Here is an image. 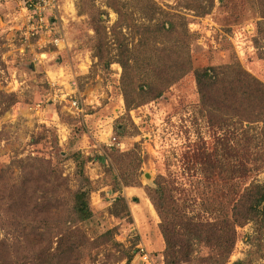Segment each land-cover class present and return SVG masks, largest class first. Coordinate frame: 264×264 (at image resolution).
Returning a JSON list of instances; mask_svg holds the SVG:
<instances>
[{
  "label": "rangeland",
  "instance_id": "374dc122",
  "mask_svg": "<svg viewBox=\"0 0 264 264\" xmlns=\"http://www.w3.org/2000/svg\"><path fill=\"white\" fill-rule=\"evenodd\" d=\"M47 1L39 26L0 0V264H144L140 248L166 264L148 196L160 176L179 234L231 218L239 192L264 184V162L247 179L235 173L194 75L239 62L264 82V9L259 0ZM119 44L127 71L96 57L116 56ZM78 193L93 213L85 222ZM236 230L226 264H264V226ZM191 244L182 264L216 252Z\"/></svg>",
  "mask_w": 264,
  "mask_h": 264
},
{
  "label": "trees",
  "instance_id": "16d2710c",
  "mask_svg": "<svg viewBox=\"0 0 264 264\" xmlns=\"http://www.w3.org/2000/svg\"><path fill=\"white\" fill-rule=\"evenodd\" d=\"M259 1L264 9V0ZM257 27L258 34L264 35V21L259 22ZM160 28L171 32L174 25L163 22ZM255 43L258 45L259 39H255ZM104 45V40L100 39L97 46L99 51ZM119 47L121 50L116 56H103L100 52L96 57L100 62L105 59L104 65L107 67L118 63L127 71L131 67L130 56L123 44H119ZM194 75L208 125L224 132L222 140L225 155L228 159H235V173L247 179L252 171L261 167L260 162H264V82L239 62L198 69ZM146 91L152 90L146 87ZM231 139L235 141L234 144ZM158 179L156 188L150 189L148 196L161 219L159 227L166 245V264L190 261L193 253L191 241L202 242L216 251L203 258L206 264H226L236 245L237 227L249 223H254L258 229L264 226V184L256 183L239 192L231 218L221 222L198 221L183 225L181 229L184 234H179L171 210L170 195L167 194L168 188L163 184L165 179L162 176ZM74 213L80 222L93 217L85 194L76 195ZM183 235L187 242H183L184 239L180 241ZM70 260L68 256L66 261Z\"/></svg>",
  "mask_w": 264,
  "mask_h": 264
},
{
  "label": "built area",
  "instance_id": "2783aa9c",
  "mask_svg": "<svg viewBox=\"0 0 264 264\" xmlns=\"http://www.w3.org/2000/svg\"><path fill=\"white\" fill-rule=\"evenodd\" d=\"M19 7L20 11L25 15L29 23L43 26L46 22L44 14L47 10L49 2L47 0H10ZM42 28V27H41ZM35 29V27H32ZM43 29V28H42ZM73 107L78 110L79 104L77 101L73 102ZM139 257L144 264H156L152 256L145 252L144 248H140ZM160 264H165L162 260Z\"/></svg>",
  "mask_w": 264,
  "mask_h": 264
}]
</instances>
